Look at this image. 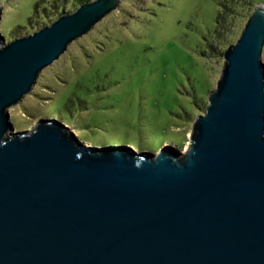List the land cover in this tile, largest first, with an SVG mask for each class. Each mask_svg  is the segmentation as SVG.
<instances>
[{
    "label": "water",
    "instance_id": "obj_1",
    "mask_svg": "<svg viewBox=\"0 0 264 264\" xmlns=\"http://www.w3.org/2000/svg\"><path fill=\"white\" fill-rule=\"evenodd\" d=\"M121 2L0 31V264H264V3L225 50L187 150L93 146L50 116L15 130L9 109Z\"/></svg>",
    "mask_w": 264,
    "mask_h": 264
},
{
    "label": "rangeland",
    "instance_id": "obj_2",
    "mask_svg": "<svg viewBox=\"0 0 264 264\" xmlns=\"http://www.w3.org/2000/svg\"><path fill=\"white\" fill-rule=\"evenodd\" d=\"M62 1L0 0L1 33L8 41L19 37L12 30L26 25L22 35L31 34L76 9L74 0ZM259 3L264 0H122L9 109L15 130L50 116L93 146L187 150L194 120L222 72L224 52Z\"/></svg>",
    "mask_w": 264,
    "mask_h": 264
},
{
    "label": "trees",
    "instance_id": "obj_3",
    "mask_svg": "<svg viewBox=\"0 0 264 264\" xmlns=\"http://www.w3.org/2000/svg\"><path fill=\"white\" fill-rule=\"evenodd\" d=\"M67 1H69V0H63L62 2L65 4V3H67ZM75 1V3H76V9L78 8V6L80 5V4H82V3H84V2H88V1H91V0H74ZM62 3V4H63ZM55 4V8H59L60 7V3H54ZM38 8H39V3H37L36 4V11H38ZM46 11H48V10H46ZM63 13V12H62ZM221 14L222 13H220L218 16H217V21L219 22V17H221ZM60 15H61V13H60ZM59 15V16H60ZM32 20H33V18L32 19H30V21H29V23L28 24H30L31 25V23H32ZM26 26V25H25ZM25 26H18V27H16L14 30H12L10 33L11 34H14V36H21L22 35V33H23V27H25ZM89 144V143H88Z\"/></svg>",
    "mask_w": 264,
    "mask_h": 264
},
{
    "label": "bare ground",
    "instance_id": "obj_4",
    "mask_svg": "<svg viewBox=\"0 0 264 264\" xmlns=\"http://www.w3.org/2000/svg\"><path fill=\"white\" fill-rule=\"evenodd\" d=\"M90 144V143H89Z\"/></svg>",
    "mask_w": 264,
    "mask_h": 264
}]
</instances>
